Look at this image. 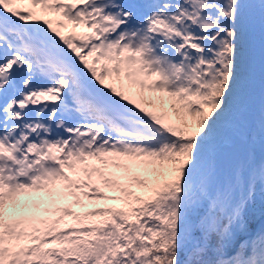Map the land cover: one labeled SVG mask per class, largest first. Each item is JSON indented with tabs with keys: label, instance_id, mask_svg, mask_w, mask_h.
I'll return each instance as SVG.
<instances>
[{
	"label": "snow or ice",
	"instance_id": "snow-or-ice-1",
	"mask_svg": "<svg viewBox=\"0 0 264 264\" xmlns=\"http://www.w3.org/2000/svg\"><path fill=\"white\" fill-rule=\"evenodd\" d=\"M0 264H264V0H0Z\"/></svg>",
	"mask_w": 264,
	"mask_h": 264
}]
</instances>
